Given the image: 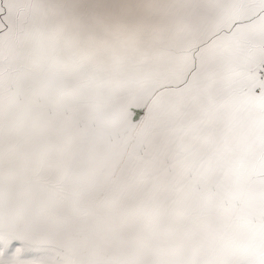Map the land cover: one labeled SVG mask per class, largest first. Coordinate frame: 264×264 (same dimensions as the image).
I'll list each match as a JSON object with an SVG mask.
<instances>
[{
    "label": "snow or ice",
    "instance_id": "obj_1",
    "mask_svg": "<svg viewBox=\"0 0 264 264\" xmlns=\"http://www.w3.org/2000/svg\"><path fill=\"white\" fill-rule=\"evenodd\" d=\"M0 264H264V0H0Z\"/></svg>",
    "mask_w": 264,
    "mask_h": 264
}]
</instances>
